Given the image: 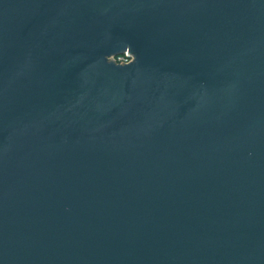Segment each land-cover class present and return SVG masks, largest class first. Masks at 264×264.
<instances>
[{"label": "water", "instance_id": "obj_1", "mask_svg": "<svg viewBox=\"0 0 264 264\" xmlns=\"http://www.w3.org/2000/svg\"><path fill=\"white\" fill-rule=\"evenodd\" d=\"M0 264H264V0H0Z\"/></svg>", "mask_w": 264, "mask_h": 264}, {"label": "built area", "instance_id": "obj_2", "mask_svg": "<svg viewBox=\"0 0 264 264\" xmlns=\"http://www.w3.org/2000/svg\"><path fill=\"white\" fill-rule=\"evenodd\" d=\"M131 59L132 58L130 57V54H128L127 52L120 57L115 58V60L120 63L129 62Z\"/></svg>", "mask_w": 264, "mask_h": 264}]
</instances>
